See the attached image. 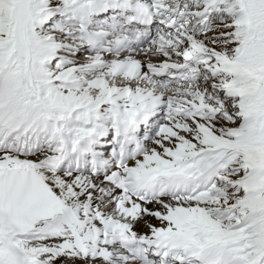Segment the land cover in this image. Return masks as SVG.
I'll list each match as a JSON object with an SVG mask.
<instances>
[{
    "label": "snow or ice",
    "instance_id": "obj_1",
    "mask_svg": "<svg viewBox=\"0 0 264 264\" xmlns=\"http://www.w3.org/2000/svg\"><path fill=\"white\" fill-rule=\"evenodd\" d=\"M0 264H264V0H0Z\"/></svg>",
    "mask_w": 264,
    "mask_h": 264
}]
</instances>
